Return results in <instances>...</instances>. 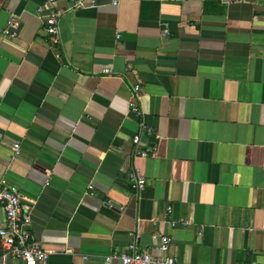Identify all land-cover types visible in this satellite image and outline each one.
Returning a JSON list of instances; mask_svg holds the SVG:
<instances>
[{"label": "crops", "instance_id": "obj_1", "mask_svg": "<svg viewBox=\"0 0 264 264\" xmlns=\"http://www.w3.org/2000/svg\"><path fill=\"white\" fill-rule=\"evenodd\" d=\"M44 2L0 0V179L33 202L49 264L160 254L162 234L178 264H264V0H57L55 46Z\"/></svg>", "mask_w": 264, "mask_h": 264}, {"label": "built area", "instance_id": "obj_2", "mask_svg": "<svg viewBox=\"0 0 264 264\" xmlns=\"http://www.w3.org/2000/svg\"><path fill=\"white\" fill-rule=\"evenodd\" d=\"M70 9H81L89 6H95L96 0H69ZM57 0H45L44 4L38 7L37 14L43 19L44 29L48 36V41L52 46L60 43L59 23L65 10L56 7ZM117 3L118 0H113ZM19 26L17 19L9 21V27L3 30L9 35L16 34V28ZM104 72H110V69H104ZM140 82L134 85V89H140ZM131 110L138 116L143 117V111L136 101H131ZM141 129L148 135L159 137V133L151 129L144 118L140 124ZM132 142L137 146L141 144V134L135 133ZM16 151L19 152V145L15 144ZM156 145L153 146V150ZM150 152L142 149L137 152V156L147 157ZM128 182L134 192L142 191L147 185L146 177L141 168L134 165L128 172ZM0 205L4 209V217L0 220V255L1 257H14L21 260L24 264H49V252L43 243L36 239L30 229L33 202L24 197L20 189L10 184L4 179H0ZM171 207L168 208V212ZM159 239L160 254L141 248L136 243H131L127 251L108 256L111 260L117 257L122 264H178V259L168 253L172 237L166 234L157 235ZM238 264H263L253 259L248 262Z\"/></svg>", "mask_w": 264, "mask_h": 264}]
</instances>
